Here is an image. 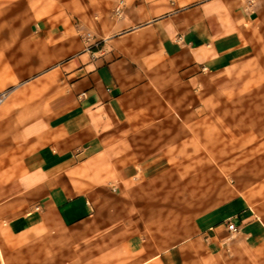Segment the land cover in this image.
I'll return each mask as SVG.
<instances>
[{"label":"crops","instance_id":"1","mask_svg":"<svg viewBox=\"0 0 264 264\" xmlns=\"http://www.w3.org/2000/svg\"><path fill=\"white\" fill-rule=\"evenodd\" d=\"M117 2L59 0V12L47 2L38 25L53 43L41 56L53 82L40 114L12 131L13 162L0 168V264H264V221L250 206L165 228L164 147L144 104L149 89L229 70L244 9L126 0L115 18Z\"/></svg>","mask_w":264,"mask_h":264},{"label":"rangeland","instance_id":"2","mask_svg":"<svg viewBox=\"0 0 264 264\" xmlns=\"http://www.w3.org/2000/svg\"><path fill=\"white\" fill-rule=\"evenodd\" d=\"M48 1L0 0V93L8 95L0 106V168L6 171L15 153L12 131L40 114L53 82V65L41 58L53 43L38 25L48 16ZM238 1L245 19L230 69L194 84L149 89L144 99L164 147L158 181L165 228L189 225L211 210L236 213L239 206L264 221V0ZM123 14L113 11L115 18ZM86 43L104 44L92 34ZM11 253L4 250L5 260Z\"/></svg>","mask_w":264,"mask_h":264},{"label":"built area","instance_id":"3","mask_svg":"<svg viewBox=\"0 0 264 264\" xmlns=\"http://www.w3.org/2000/svg\"><path fill=\"white\" fill-rule=\"evenodd\" d=\"M123 8H124V0H120L118 3V6L116 7L115 13L117 16L121 17L123 14ZM90 37V34H88V38ZM7 92L0 93V106L5 102L7 99ZM228 229L231 232H237L238 227L236 226V223L232 220L228 221Z\"/></svg>","mask_w":264,"mask_h":264}]
</instances>
